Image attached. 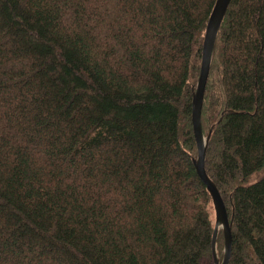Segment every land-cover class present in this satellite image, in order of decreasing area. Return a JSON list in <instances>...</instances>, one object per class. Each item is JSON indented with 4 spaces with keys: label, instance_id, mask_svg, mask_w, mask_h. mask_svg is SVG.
<instances>
[{
    "label": "trees",
    "instance_id": "1",
    "mask_svg": "<svg viewBox=\"0 0 264 264\" xmlns=\"http://www.w3.org/2000/svg\"><path fill=\"white\" fill-rule=\"evenodd\" d=\"M214 3L0 0V264H210L191 105ZM201 127L227 264H264V0L229 2Z\"/></svg>",
    "mask_w": 264,
    "mask_h": 264
},
{
    "label": "water",
    "instance_id": "2",
    "mask_svg": "<svg viewBox=\"0 0 264 264\" xmlns=\"http://www.w3.org/2000/svg\"><path fill=\"white\" fill-rule=\"evenodd\" d=\"M229 2L230 0H215L213 8L207 19L202 41L199 75L195 90L193 92L191 105L192 130L197 147V153L194 157H192V163L195 167L197 175L205 184L208 192L210 193L214 208V226L211 237V252L213 264L228 263L231 251V224L222 196L214 181L207 175L205 170V154L209 140V133L204 134L202 131L201 105L203 91L212 59L215 38ZM220 230L223 234L222 258H219L216 246L217 236Z\"/></svg>",
    "mask_w": 264,
    "mask_h": 264
},
{
    "label": "rangeland",
    "instance_id": "3",
    "mask_svg": "<svg viewBox=\"0 0 264 264\" xmlns=\"http://www.w3.org/2000/svg\"><path fill=\"white\" fill-rule=\"evenodd\" d=\"M219 150H217V152H218ZM213 226H214V222H213ZM220 232V231H219ZM219 234V233H218ZM221 242L223 243V241H222V238H221ZM218 253V256H219V258H222V254H223V245H222V247H221V251H219V252H217ZM206 261L205 260H203L202 262H201V264H204ZM209 263L210 264H213V259H211L210 261H209Z\"/></svg>",
    "mask_w": 264,
    "mask_h": 264
}]
</instances>
